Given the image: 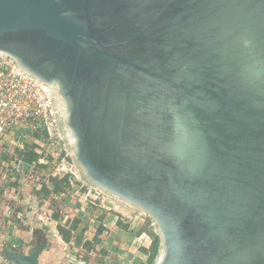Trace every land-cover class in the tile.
Here are the masks:
<instances>
[{
    "label": "water",
    "instance_id": "1",
    "mask_svg": "<svg viewBox=\"0 0 264 264\" xmlns=\"http://www.w3.org/2000/svg\"><path fill=\"white\" fill-rule=\"evenodd\" d=\"M0 53L61 98L88 179L154 220L156 264H264V0H0Z\"/></svg>",
    "mask_w": 264,
    "mask_h": 264
},
{
    "label": "rangeland",
    "instance_id": "2",
    "mask_svg": "<svg viewBox=\"0 0 264 264\" xmlns=\"http://www.w3.org/2000/svg\"><path fill=\"white\" fill-rule=\"evenodd\" d=\"M0 55L6 58L3 53ZM62 128L66 141L62 145L72 158L73 173L53 176L49 165L45 164L36 169V175L30 176L29 163L23 161L18 150L35 153L40 149L33 143L34 134L24 135L20 129H11L12 137H7V142L12 141V144L0 143V181L4 175L10 181L7 186L15 188L17 205L29 207L31 204L36 245L42 243V249H47L57 244L55 238H60L63 248L59 264H147L148 252L144 248L151 245L153 233L159 235L154 220L135 205L96 187L73 155L63 118ZM59 146L58 151H61L62 146ZM52 158L48 155L49 161ZM45 172L50 173L48 177ZM40 217L42 220L35 224ZM59 226L68 230V240ZM160 254L159 243L153 264Z\"/></svg>",
    "mask_w": 264,
    "mask_h": 264
},
{
    "label": "built area",
    "instance_id": "3",
    "mask_svg": "<svg viewBox=\"0 0 264 264\" xmlns=\"http://www.w3.org/2000/svg\"><path fill=\"white\" fill-rule=\"evenodd\" d=\"M5 57L0 55V143L12 144V141L7 142V137H12L11 129H20L24 135L34 134L33 143L40 149H34L37 158L28 164L30 176L36 175V169L45 164L49 165L53 176L73 173L72 158L66 154V147L63 149L62 145L66 141L61 129L64 111L61 98L11 57ZM59 145L63 152L58 151ZM50 154L53 158L49 161ZM50 173L45 172L44 175L48 177ZM7 182L10 185V181L3 175L0 181V264H19L4 253L6 238L17 225L16 220L21 217L16 211L18 201L14 198L15 188L8 187Z\"/></svg>",
    "mask_w": 264,
    "mask_h": 264
},
{
    "label": "crops",
    "instance_id": "4",
    "mask_svg": "<svg viewBox=\"0 0 264 264\" xmlns=\"http://www.w3.org/2000/svg\"><path fill=\"white\" fill-rule=\"evenodd\" d=\"M29 205V207L20 204L16 205V211L22 214V216L19 220H16L17 225H15V228L13 229L9 237L6 238V248H18V250L22 251L36 244L37 238L34 234L35 225L32 224L31 219L33 214L31 210V204ZM40 220H42V217H40V219H38L35 224H37ZM124 228L121 227V229ZM58 240L55 238V242H57L56 245L53 244L47 249H42L39 255L40 264H59L60 260L62 259V253L60 249L63 248V245L60 244L62 240L60 238H58ZM51 243H54V241L52 240Z\"/></svg>",
    "mask_w": 264,
    "mask_h": 264
},
{
    "label": "trees",
    "instance_id": "5",
    "mask_svg": "<svg viewBox=\"0 0 264 264\" xmlns=\"http://www.w3.org/2000/svg\"><path fill=\"white\" fill-rule=\"evenodd\" d=\"M18 154L23 156L22 159L24 162H31L32 160L36 159L37 158V155L32 151V150H29L26 152V150L24 149H21V150H18ZM67 176V175H66ZM64 180H67V177H64ZM66 183H68L66 181ZM57 190V189H56ZM75 228V226H74ZM58 229L61 231V233H65L67 234L66 235V239L68 240V230L64 229L63 227L59 226ZM79 240V238H78ZM159 243H160V237L158 234L156 233H153L152 234V242H151V245L149 246V248H144V250L146 252H148V256H147V264H153L154 261H155V258L157 257L158 255V247H159Z\"/></svg>",
    "mask_w": 264,
    "mask_h": 264
}]
</instances>
